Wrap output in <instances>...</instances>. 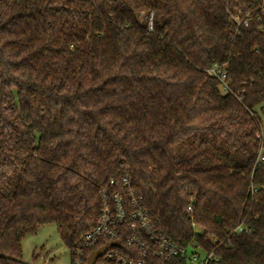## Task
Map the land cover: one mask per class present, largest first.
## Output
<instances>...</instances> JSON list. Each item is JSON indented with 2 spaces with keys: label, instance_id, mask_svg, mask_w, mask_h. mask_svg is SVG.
<instances>
[{
  "label": "trees",
  "instance_id": "1",
  "mask_svg": "<svg viewBox=\"0 0 264 264\" xmlns=\"http://www.w3.org/2000/svg\"><path fill=\"white\" fill-rule=\"evenodd\" d=\"M263 117L264 0H0V264L50 224L88 255L125 177L175 243L264 264Z\"/></svg>",
  "mask_w": 264,
  "mask_h": 264
},
{
  "label": "built area",
  "instance_id": "2",
  "mask_svg": "<svg viewBox=\"0 0 264 264\" xmlns=\"http://www.w3.org/2000/svg\"><path fill=\"white\" fill-rule=\"evenodd\" d=\"M233 20L241 23L237 16ZM245 26L249 25L246 20ZM218 78L225 92H230L227 76L218 66L209 71ZM259 165L264 166V153H260ZM118 188L115 180L101 191V208L96 227L85 235L83 244L90 250L88 255L78 248L74 264H87L90 255L109 244L111 247L95 264H174L176 260L185 259L186 264H220L215 253H205L197 245L188 247L175 243L165 235L152 221L143 197L130 187L128 177ZM192 212V208L188 209ZM237 233H242L239 227Z\"/></svg>",
  "mask_w": 264,
  "mask_h": 264
},
{
  "label": "rangeland",
  "instance_id": "3",
  "mask_svg": "<svg viewBox=\"0 0 264 264\" xmlns=\"http://www.w3.org/2000/svg\"><path fill=\"white\" fill-rule=\"evenodd\" d=\"M22 249L26 264H72V252L65 246L53 224L44 225L36 234L27 236Z\"/></svg>",
  "mask_w": 264,
  "mask_h": 264
},
{
  "label": "water",
  "instance_id": "4",
  "mask_svg": "<svg viewBox=\"0 0 264 264\" xmlns=\"http://www.w3.org/2000/svg\"><path fill=\"white\" fill-rule=\"evenodd\" d=\"M118 246V243L109 244L106 247L93 252L88 258L87 264H95L96 261L102 257L111 247Z\"/></svg>",
  "mask_w": 264,
  "mask_h": 264
}]
</instances>
